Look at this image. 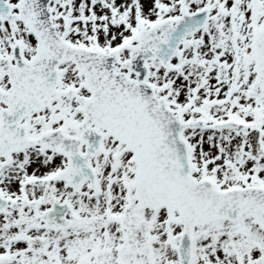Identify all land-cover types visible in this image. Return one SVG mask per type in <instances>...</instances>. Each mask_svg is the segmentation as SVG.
<instances>
[{
  "label": "snow or ice",
  "instance_id": "snow-or-ice-1",
  "mask_svg": "<svg viewBox=\"0 0 264 264\" xmlns=\"http://www.w3.org/2000/svg\"><path fill=\"white\" fill-rule=\"evenodd\" d=\"M0 264H264V0H0Z\"/></svg>",
  "mask_w": 264,
  "mask_h": 264
}]
</instances>
